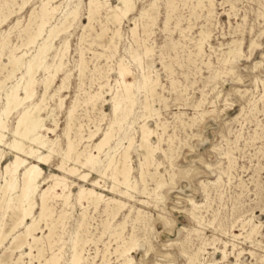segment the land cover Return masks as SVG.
Here are the masks:
<instances>
[{"label":"rangeland","instance_id":"obj_1","mask_svg":"<svg viewBox=\"0 0 264 264\" xmlns=\"http://www.w3.org/2000/svg\"><path fill=\"white\" fill-rule=\"evenodd\" d=\"M88 1L81 0L72 27L53 40L51 55L54 49L63 50L65 45L67 51L49 91L50 95L54 93L48 101L53 115L46 124L54 131H43L52 141L49 145L54 153L41 166L44 175H63L54 168L62 158L66 166H77L80 172L90 174L85 181L78 180L77 173L63 175L71 190L68 201L53 197L56 191L61 192L60 187L50 190L49 209L36 233L40 237L38 247H43L42 256H38L36 249L33 256H26L25 244L11 256L3 255L8 238L0 247V264L38 263L37 257L43 262L60 250V264H69V246L75 234L80 240V264H119L123 261L119 255L123 239L130 237L140 244L129 253L131 264H264V0H157L158 14L153 20L138 13L152 0H135L137 10L122 21L120 36L113 34L119 26L107 8H101L88 21ZM41 2L0 0V80L8 73L2 65L7 64L10 51L16 55L26 52L22 58L24 65L33 55L35 44H23L29 33L38 29ZM77 2L50 1L58 7L48 18L41 37L60 23L64 12ZM150 13L155 17V13ZM167 14L170 20L165 25ZM134 26L132 35L130 29ZM233 41L241 44V54L229 56L227 49ZM40 42L41 39L37 41ZM133 49L139 50L136 62L130 56ZM120 61L129 73L119 75L116 65ZM49 62L52 67L38 72L36 95L25 104L38 101L42 83L54 73L59 59L51 56ZM19 76L17 72L15 78L3 84L0 105L4 102V89ZM144 78L157 79L155 91L159 97L151 99L148 88L136 87ZM117 91L123 95L130 92L135 104L129 120L123 122L126 126L137 120L127 130V136L134 134L137 141L139 126L146 121L155 133L151 139L156 152L147 168L143 163L147 184L144 186L139 178L142 156L135 147L130 150L132 178L137 183L135 197H121L126 206L112 220L102 201H82L81 205L75 194L80 185L113 198L119 197V188L125 189L115 182L111 193L107 188L113 182L114 170L112 166L104 168L109 156L119 159L127 145L126 138L118 139L119 133L114 132L100 153L101 162L93 169L81 165L88 149L113 121L110 97ZM145 98L151 102L150 112L143 108ZM25 104L7 118V138L0 145V169L11 159L7 143L12 138L15 118ZM69 109L73 115H68ZM53 119L57 122L55 127ZM66 134L71 140L70 151ZM91 134L94 139H89ZM149 172L154 173L153 178ZM160 174L166 184L155 195L148 194ZM92 180H97L101 187L90 186ZM130 207L133 210L123 234L117 236L115 232L120 229L115 227L116 223L125 219ZM83 210L84 226L78 227ZM136 210H140V215L136 216ZM38 211L37 208L35 214ZM19 253L23 254L20 259Z\"/></svg>","mask_w":264,"mask_h":264},{"label":"bare ground","instance_id":"obj_2","mask_svg":"<svg viewBox=\"0 0 264 264\" xmlns=\"http://www.w3.org/2000/svg\"><path fill=\"white\" fill-rule=\"evenodd\" d=\"M50 1L52 0H42L41 5H40V13L39 15L37 14L40 19V23L39 24L37 23L38 26H36V28L38 27V29H36L35 32H33L31 35H30L31 33L30 32L27 41H25L23 44L24 46H30V45L35 44L33 55L30 56V58L24 65L22 58L26 52H22L21 54L16 55L15 54L16 52L14 53L13 51H10L7 64L2 65L4 68H8V73L6 74V77L4 80L2 79L0 80V90H2L3 84L5 83V81L15 78V75L17 72H20V76L14 84L10 85L7 89H4V98H3L4 102L0 105V145L4 144V141L7 138L6 131L8 130V126H7L6 121H7L9 114L13 110L18 109L19 106L25 104L28 100L32 99L36 95L35 86L38 82L37 74L41 69L48 70L50 68L51 66L50 65L51 63L49 62L50 57L51 56H53V58L58 57L59 59V63L56 66L54 73L47 76L45 80L43 81L42 83L43 87H42V91L40 93V98L38 99V101L32 102L30 104H25V106L18 112L15 118L14 124H13L14 126L13 130L11 132V136H12L11 141H8L7 143V147H9V150L12 152V156H11L10 161L5 163L3 168L0 169V172H1L0 173V191H1V195H0V247L4 244L6 240H8V238H10V240L7 241L8 242L7 247H5L4 252H3V255L7 254V256H11L15 250L20 251L21 248L24 246V244L27 246V249H28V252L26 251L25 253L26 256L28 255L31 257L33 249H36L38 256H42L43 247L42 248L38 247L40 237L36 235V233H37V230L39 229L40 220L45 216L46 210L49 209V207L47 206V200L49 197H51L49 194L50 190L53 191V189H57L60 187L61 192L56 191L53 194V197H63L65 200L68 201L71 195V190L69 189V186L66 183L67 179L63 175L66 174L69 176H74L77 173L79 175L77 179L81 181H85L86 178L90 174V171L80 172L77 166L76 167L66 166L65 163L62 161V158L56 164V167L54 168L56 169V171L64 173L63 175H59L57 173H49L47 175H44L43 168L41 166V165L46 164L47 161H49L50 158L53 156L52 154L54 153L53 147L49 145V143L52 144V141L45 134H43V131H47V132L54 131V128H50L46 124L47 120L50 119L53 115L52 109H50V107L48 106V103H49L48 101L54 95V93L50 95L49 91L51 89L52 83H54L53 81L56 76L57 69L59 68V65H61L60 62L63 59L65 55V50H66V45H65L63 50L54 49V55H51L53 52L52 49L54 47L53 40L60 34L67 32L72 27V25L74 24L78 16L79 5L81 3V0H78L77 3H74L73 6L68 11L64 12V14L61 17L60 23L52 26L47 31V34L45 37H41L43 28L44 26H46V24L49 21L48 18L53 16L54 12L57 10V7H58L57 4H54V3L50 4ZM115 1L116 3L112 5L110 4L108 0H89L87 2L88 3V7H87L88 8L87 10L88 11L87 12L88 21L90 22L92 18L94 17V15L100 12L99 10L101 8L103 7L107 8L111 12L110 16L112 17L113 22L117 23V25L119 26L114 31L112 29L113 34H117L120 36V26H121L122 21L125 18H127L130 13L136 11L137 6H136L135 0H115ZM72 2H74V0H72ZM210 5L212 6L211 2H210ZM150 11L155 13V17L151 16ZM138 13L140 14L141 17L147 16L150 20H153L154 18H156L158 14L157 0H152L149 3L147 8L139 10ZM32 16H33V13L30 14V17ZM165 19L166 20L164 24L166 25L170 20V15L167 14ZM135 29H136V26L130 29L132 35H134ZM40 39H41V42L37 43V41ZM241 50H242L241 44H237L236 42L233 41L231 45L228 47L226 54H228L229 56L239 54ZM138 55H139L138 49L131 50L130 56L133 58V60H135V62H136V59L138 58ZM116 67L118 68L119 75H123L125 72H128V70L126 69L122 61L118 62ZM156 81L157 79L150 80V79L144 78L143 83L139 84L136 87L140 88V86H142V87L148 88L149 96L151 97V99H153L154 96L159 97V95L155 91L156 89L155 85L157 83ZM129 84H131V82H129ZM126 93H127L126 95H123L121 92L117 91L110 97L112 101L111 110L113 113V121L108 125V127H106L107 129L105 130L103 135L99 137L98 140L95 141L93 147L91 148L90 146L87 147L90 149H88V152H86L87 154L84 155L85 157L83 156L84 160L81 162L82 167L88 166L91 169H93L94 166L100 161L99 159L100 153L103 151L104 147L108 146L110 140L114 136V132L119 133L120 138L118 139L121 140L122 138H126L127 145L124 146V150H122V153L119 159L117 158L115 159L113 155L109 156L104 168L109 169V167L112 166L114 170L113 182L110 186H108L107 189L111 193L114 192L115 187H116L114 184L115 182L121 186L124 185L123 187L125 189L119 188V190L117 191V194L119 197L113 198L112 196H107L101 191H96L94 188L85 187L84 185H80L78 191L75 194L76 200L81 205H83L81 203L82 201H86L87 203H89L90 201H93L95 204H98L99 202L102 201L105 205L106 211H108L112 220H114L117 217L119 211H121V209L124 206H126V203L122 201L121 197L123 196L128 197L126 199H134L135 197L133 192L136 189L137 183H136V180L132 178L133 166L131 164L130 150L133 147H135V149L139 151L140 155L142 156L143 162L142 160L140 161L139 178L144 186L146 184V179H145L146 172L144 170L143 163L145 164V168H147V166L150 163V159L154 158V153L156 152V146L154 145L151 139L155 133L148 126L146 121H143L141 125L139 126L137 141L135 139L134 134H130L127 136V133H128L127 130L137 120L135 118L126 126L123 125V122H125L126 120H129L128 118L130 116V113L132 112L133 105H135L133 102L132 95L129 94L130 92L126 91ZM97 99L98 98H96V100ZM60 102H62V99H60ZM150 103H148V100L145 98L143 108L149 109V112H150V105H149ZM44 112L46 113L45 116L43 115ZM71 114H72V109H69L68 115H71ZM146 119L148 121V117H146ZM51 122H53L52 124H54V127L57 125L56 124L57 122L55 121V119H53V121ZM93 137H94V134H91L89 136V139ZM66 138H67L66 145L68 146L67 147L68 151H70L72 149L71 140L68 138L67 134H66ZM81 139L79 138V140ZM77 145L78 144H76V146ZM86 146L88 145H85V147ZM28 159H31L32 161H29ZM149 174H147V176L149 175L150 178L154 177L153 175L154 173L151 174L149 172ZM156 177H159V176H156ZM46 183L48 184L46 188H42V186ZM72 184H75V182L72 181ZM165 184H166L165 179L160 174V178L155 183L156 186L153 187L151 190L147 191L148 194L154 193L155 195V191L160 189ZM91 185L93 187H101V185L99 184L97 180H92L90 186ZM82 207L86 208L85 206H82ZM37 208L39 209V211L37 212V214H35ZM132 210L133 208L130 207L128 210V213L125 215L126 216L125 219L122 222L116 223L115 227L120 229L119 232H115L117 236H120L121 234H123L126 219L127 217H129V214L131 213ZM139 211L140 210H136V216L139 214ZM61 214L63 213L61 212ZM84 214H85V211L84 213L81 214L82 220L78 222V227L84 226V217H85ZM57 218H58V215H57ZM62 221L63 220H61V222ZM5 227H7V229H4ZM114 229L115 228H113V230ZM76 236L77 235L75 234L70 241L69 258H68L69 264H80L82 261L81 252H79L77 249L78 242L80 243V240L78 241L77 240L78 238H76ZM46 240H49V239L47 238ZM137 242L138 241H136L133 237H130L128 240L123 239V243L121 246L122 250L119 252L120 258L123 259V261L120 262L119 264H131L132 258L130 257L129 253L130 251H132V248L134 249L135 246L140 245ZM55 244H57V242ZM53 250L54 249H52L51 252ZM60 252L62 251L60 250L58 252L52 253L50 257L48 256L49 258H45L43 262L38 259L39 257H37L38 263H32V261H29L28 264H60L61 259H62L60 256ZM21 256H23V254L19 253L18 259H20Z\"/></svg>","mask_w":264,"mask_h":264}]
</instances>
